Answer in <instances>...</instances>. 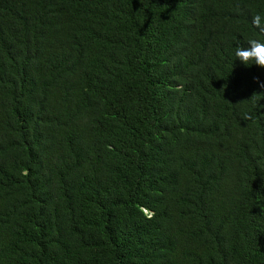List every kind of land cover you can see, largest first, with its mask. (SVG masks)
<instances>
[{
    "label": "trees",
    "instance_id": "trees-1",
    "mask_svg": "<svg viewBox=\"0 0 264 264\" xmlns=\"http://www.w3.org/2000/svg\"><path fill=\"white\" fill-rule=\"evenodd\" d=\"M255 14L0 0V264H264Z\"/></svg>",
    "mask_w": 264,
    "mask_h": 264
},
{
    "label": "clouds",
    "instance_id": "clouds-1",
    "mask_svg": "<svg viewBox=\"0 0 264 264\" xmlns=\"http://www.w3.org/2000/svg\"><path fill=\"white\" fill-rule=\"evenodd\" d=\"M252 24L264 33V17L260 14H255L252 17ZM235 56L243 64L251 66L253 63L259 67L264 68V41L256 38H250L246 41V46H238L235 51ZM253 62V63H250ZM261 88H264V81L259 77L254 78ZM251 114L245 113L243 119H251ZM148 219L153 218L154 213L147 209H142Z\"/></svg>",
    "mask_w": 264,
    "mask_h": 264
}]
</instances>
